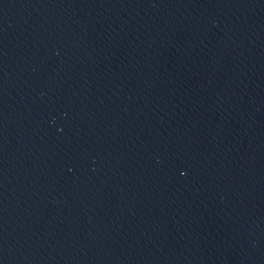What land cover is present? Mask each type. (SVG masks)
<instances>
[{
	"label": "water",
	"instance_id": "water-1",
	"mask_svg": "<svg viewBox=\"0 0 264 264\" xmlns=\"http://www.w3.org/2000/svg\"><path fill=\"white\" fill-rule=\"evenodd\" d=\"M0 264H264V0H0Z\"/></svg>",
	"mask_w": 264,
	"mask_h": 264
}]
</instances>
